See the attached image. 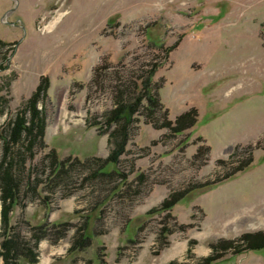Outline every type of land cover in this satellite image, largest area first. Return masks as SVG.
<instances>
[{
    "label": "rangeland",
    "instance_id": "374dc122",
    "mask_svg": "<svg viewBox=\"0 0 264 264\" xmlns=\"http://www.w3.org/2000/svg\"><path fill=\"white\" fill-rule=\"evenodd\" d=\"M0 41V133L41 84L47 90L44 145L21 170L8 224L37 264H197L214 243L264 233V0H0ZM155 64L163 108L143 100L117 173L93 174L119 128L107 115L122 92L137 96ZM192 109L193 127H161ZM54 150L69 165L59 185L46 157ZM250 155L251 166L226 179ZM217 179L150 214L172 193ZM1 213L0 200V231ZM215 264H264V249L231 250Z\"/></svg>",
    "mask_w": 264,
    "mask_h": 264
},
{
    "label": "trees",
    "instance_id": "16d2710c",
    "mask_svg": "<svg viewBox=\"0 0 264 264\" xmlns=\"http://www.w3.org/2000/svg\"><path fill=\"white\" fill-rule=\"evenodd\" d=\"M4 45L5 43L0 41V52ZM175 47L176 46L173 45V47L165 49L166 55L169 56L170 53L176 49ZM160 66L161 64L153 65L143 81V87L139 90L140 93L138 92L136 97L134 96L129 99L128 96H125L126 93L122 92V97L117 102L115 109L107 115L106 123H117L119 128L117 127V132L110 136V142L114 143V149L109 158L105 160L98 159L100 165L94 169L93 174L110 175L111 173H117L119 158L124 153L129 139V124L132 122L133 116L139 112L143 100H147L149 106L155 110L157 108H163L159 99L158 89H154L151 84L152 79ZM4 69L5 68L2 70ZM46 92V87L44 84H41L26 105L18 111L15 119L9 123L8 130H6L4 134L0 133V142L3 144V153L2 156H0V200L2 203L0 231L2 242L0 243V255L3 257L4 264H20L23 258H29L30 264H37L38 262V255L34 252V249L31 247L29 248L28 242L21 241L17 236H12L11 230L8 229V224L10 221L9 214L19 205L25 187L23 183L24 181L20 175L22 174L21 170L26 167L28 158L34 157V148H36L37 145H40L41 147L44 145L43 137L46 129V118L44 117L42 110L39 109L38 104L41 97L46 96ZM7 104V98L0 97L1 115L5 113ZM29 116L30 125L27 124ZM197 117V110L192 109L181 115L175 123L167 121L166 124L161 125V127L169 128L173 134L181 133L185 129L193 127L197 122ZM117 133H119V137L121 135L124 136L120 143H117L115 140ZM18 147L21 149H18ZM239 149L240 147L235 150L230 161H232V158H235L234 156L237 152H240ZM248 149L251 151L253 147L249 146ZM46 157L47 160H49L51 173L50 181L52 180L51 182L53 185H59V182L62 181L67 174L69 165H67L65 161L59 159L58 153L55 150L47 154ZM227 162L220 161L219 163L227 165ZM252 163L253 156L250 155L246 160L240 162L238 166H234L226 175V179L234 177L238 172L247 170ZM220 182L221 179L207 180L204 183L192 185L185 190L174 192L167 197L160 206L152 209L150 214H161L166 211H171L176 204L184 199V197L191 193L203 194L216 187ZM46 233L47 232L40 229V234L36 236L37 245L46 237ZM78 245L80 244L76 241L71 249H78ZM79 248H82V245H80ZM262 249H264V233H247L237 239L221 240L212 244V254L202 259L197 264H215L225 253L231 250L235 255H238L245 251L248 252L251 250ZM188 253L192 254V246H189ZM171 264L176 263L173 262Z\"/></svg>",
    "mask_w": 264,
    "mask_h": 264
}]
</instances>
